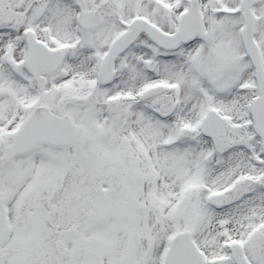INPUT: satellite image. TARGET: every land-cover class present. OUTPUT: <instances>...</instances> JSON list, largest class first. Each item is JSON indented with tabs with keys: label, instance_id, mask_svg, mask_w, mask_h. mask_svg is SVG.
<instances>
[{
	"label": "snow or ice",
	"instance_id": "6c2138e0",
	"mask_svg": "<svg viewBox=\"0 0 264 264\" xmlns=\"http://www.w3.org/2000/svg\"><path fill=\"white\" fill-rule=\"evenodd\" d=\"M0 264H264V0H0Z\"/></svg>",
	"mask_w": 264,
	"mask_h": 264
}]
</instances>
